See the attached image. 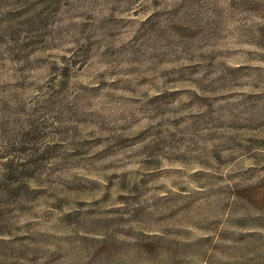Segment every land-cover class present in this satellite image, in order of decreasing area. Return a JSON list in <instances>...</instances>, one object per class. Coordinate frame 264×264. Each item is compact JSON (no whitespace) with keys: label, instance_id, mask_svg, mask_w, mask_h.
Returning a JSON list of instances; mask_svg holds the SVG:
<instances>
[{"label":"rangeland","instance_id":"1","mask_svg":"<svg viewBox=\"0 0 264 264\" xmlns=\"http://www.w3.org/2000/svg\"><path fill=\"white\" fill-rule=\"evenodd\" d=\"M0 264H264V0H0Z\"/></svg>","mask_w":264,"mask_h":264}]
</instances>
